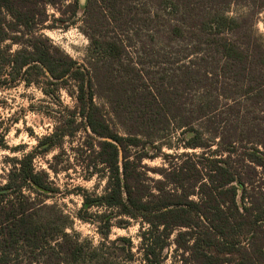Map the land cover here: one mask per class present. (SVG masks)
I'll list each match as a JSON object with an SVG mask.
<instances>
[{
	"label": "trees",
	"instance_id": "obj_1",
	"mask_svg": "<svg viewBox=\"0 0 264 264\" xmlns=\"http://www.w3.org/2000/svg\"><path fill=\"white\" fill-rule=\"evenodd\" d=\"M58 6L64 28L81 15V64L39 33ZM263 12L264 0H0V89L38 86L58 108L64 89L75 105L56 111L43 152L82 128L85 178L105 180L79 194L76 218L99 225L92 245L46 203L58 188L32 156L7 159L0 264H132L131 241L108 240L119 220L145 225L141 264H264ZM157 156L164 168L141 164Z\"/></svg>",
	"mask_w": 264,
	"mask_h": 264
},
{
	"label": "rangeland",
	"instance_id": "obj_2",
	"mask_svg": "<svg viewBox=\"0 0 264 264\" xmlns=\"http://www.w3.org/2000/svg\"><path fill=\"white\" fill-rule=\"evenodd\" d=\"M85 1V0H84ZM82 5L81 0H78ZM62 6L56 9L46 8V14L49 16L46 22L47 27L40 29V34L48 39L52 45L61 49L69 57L78 63H83L85 50L87 47V39L80 31L81 22L78 18L74 21V25L64 28V24L58 19H67L68 16H61ZM264 12L258 16L256 29L264 37ZM73 19L69 20V23ZM16 49V47H13ZM58 99L61 108L57 104L44 96L38 86L24 87L22 83L16 86H8L0 89V131L4 132L5 149H0V177L6 173L8 169L7 159H20L23 155L30 154L33 159V165L36 171H44L49 174V181L58 188V193L54 198L47 199V204H55L65 214L69 215L72 220V231L77 233L81 239L89 241L92 245H97L102 241L98 224H92L79 221L76 218L78 210L81 208L82 197L79 195L81 191L87 193L101 194L105 184V180L99 179L98 176L86 179L85 168L81 165L82 159H87L86 155L81 151L84 150L83 143H86V132L81 128L72 139L65 138L60 148H53L51 151L43 152L45 144L41 145L44 137L51 134L56 111L63 108L72 109L75 105L74 99L69 96L64 89L58 91ZM57 109V110H56ZM106 112V110H105ZM108 117V115H107ZM172 146L177 149L180 145L176 140L172 141ZM164 154H177L184 152L182 149L176 151L163 148ZM187 153H199L200 150H185ZM54 157L62 159V163L58 166H68V170H60L58 174H53L48 165L54 164ZM146 169L157 170L164 168L166 163L161 157L154 159H144L141 163ZM147 177L151 179L159 178L158 174L147 172ZM92 213L103 212L100 209H91ZM116 221V220H115ZM124 221V220H123ZM115 223V222H114ZM118 225H113L108 234V240H114L119 237L127 238L132 243V252L135 254V261L132 264H141L140 255L137 248L140 244V232L145 228L140 221L128 220L127 223L117 221ZM143 227V229H142ZM67 232H70L67 230ZM174 234L170 237L173 239ZM169 254L171 261L176 255L171 245ZM169 260L166 264H169Z\"/></svg>",
	"mask_w": 264,
	"mask_h": 264
},
{
	"label": "water",
	"instance_id": "obj_3",
	"mask_svg": "<svg viewBox=\"0 0 264 264\" xmlns=\"http://www.w3.org/2000/svg\"><path fill=\"white\" fill-rule=\"evenodd\" d=\"M82 5L84 4V0H81Z\"/></svg>",
	"mask_w": 264,
	"mask_h": 264
}]
</instances>
